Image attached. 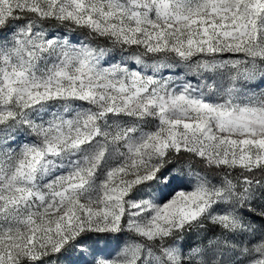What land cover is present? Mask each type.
<instances>
[{"label": "snow or ice", "instance_id": "6c2138e0", "mask_svg": "<svg viewBox=\"0 0 264 264\" xmlns=\"http://www.w3.org/2000/svg\"><path fill=\"white\" fill-rule=\"evenodd\" d=\"M0 264H264V0H0Z\"/></svg>", "mask_w": 264, "mask_h": 264}]
</instances>
